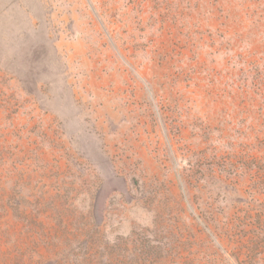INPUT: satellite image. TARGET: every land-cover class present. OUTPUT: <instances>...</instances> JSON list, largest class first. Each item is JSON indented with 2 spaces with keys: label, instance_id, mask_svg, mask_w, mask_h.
I'll use <instances>...</instances> for the list:
<instances>
[{
  "label": "rangeland",
  "instance_id": "rangeland-1",
  "mask_svg": "<svg viewBox=\"0 0 264 264\" xmlns=\"http://www.w3.org/2000/svg\"><path fill=\"white\" fill-rule=\"evenodd\" d=\"M0 264H264V0H0Z\"/></svg>",
  "mask_w": 264,
  "mask_h": 264
}]
</instances>
